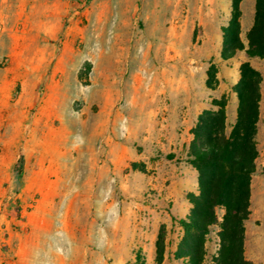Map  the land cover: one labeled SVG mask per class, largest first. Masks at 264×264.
I'll return each mask as SVG.
<instances>
[{
    "label": "rangeland",
    "instance_id": "obj_1",
    "mask_svg": "<svg viewBox=\"0 0 264 264\" xmlns=\"http://www.w3.org/2000/svg\"><path fill=\"white\" fill-rule=\"evenodd\" d=\"M239 8L246 46L254 0ZM231 10L232 0H0V264H160V232L171 253L161 264H186L173 255L184 217L159 206L141 156L189 163L190 142L170 152L144 139L160 113L135 96L165 95L176 134L193 120L195 96L206 109L224 97L228 134L243 61L261 77L244 255L264 264V58L220 57ZM111 77L118 93L103 110ZM218 229L203 264H214Z\"/></svg>",
    "mask_w": 264,
    "mask_h": 264
},
{
    "label": "trees",
    "instance_id": "obj_2",
    "mask_svg": "<svg viewBox=\"0 0 264 264\" xmlns=\"http://www.w3.org/2000/svg\"><path fill=\"white\" fill-rule=\"evenodd\" d=\"M240 0H232L231 16L223 27L220 57L228 59L238 50L248 57L264 58V0H255L253 24L247 45L240 38ZM206 84L212 87L213 67ZM260 74L248 61L239 65V79L233 86L237 96L236 118L229 133L226 126V100L213 99L216 109H203L191 132L188 161L197 170V193L188 192L191 208L178 220L183 234L173 253L186 264H203L206 235L218 224L219 247L212 256L214 264H253L244 255V221L250 214L251 177L256 173L258 155L256 133L259 120ZM216 208L223 209L221 221ZM163 232L156 241V256H163Z\"/></svg>",
    "mask_w": 264,
    "mask_h": 264
},
{
    "label": "crops",
    "instance_id": "obj_3",
    "mask_svg": "<svg viewBox=\"0 0 264 264\" xmlns=\"http://www.w3.org/2000/svg\"><path fill=\"white\" fill-rule=\"evenodd\" d=\"M255 6V0H254ZM112 78V77H111ZM133 80L140 81L141 77L139 73L135 72L133 75ZM108 81V79H106ZM111 82L105 84V88L103 92L100 93L105 99L103 101V110H106L111 103L112 96L116 95L117 90L114 91L115 82L117 81L116 77H113ZM138 92V88L135 87V93ZM134 94L132 97H134ZM195 96L194 100H196L194 106V116L193 120H191L190 124H186L182 126L181 133L176 134L175 128L176 123L171 120L170 113L175 112V108L173 105L169 103H165V95H155V98H150L149 92H143L139 96H135V100L141 101L143 109H145V105L150 106L151 109H147L149 113L156 114L160 113V117L157 119L153 118V122L150 123L148 134L144 136V139H148V141L155 142L156 146L162 149H168L170 152H175L182 147L188 146L189 142L193 138L192 133L190 132L191 128L196 124L198 115L201 113L203 109H206V105L202 104V100ZM147 99V100H146ZM155 101V102H153ZM134 100V99H133ZM131 100V102L133 101ZM130 101V100H129ZM146 101V102H144ZM152 101V102H151ZM134 102V101H133ZM146 110V111H147ZM162 114H165L163 116ZM257 134V133H256ZM151 153L143 154L141 158L147 164V184L151 189L157 191V193L161 194V203L159 206L170 204L171 212L178 217H185L189 214L191 204L186 199L185 194L187 192L197 193L198 189V180H197V170L186 161H176L174 159H158L151 160ZM95 174L91 171L88 174V177H92ZM253 176V175H252ZM253 178L251 177L250 184V202L252 201L253 196ZM260 193L264 195V188L260 189ZM250 208V205H249ZM250 215V214H249ZM166 221V220H165ZM155 238L149 240L151 248L155 246ZM177 244V243H176ZM244 248H245V240H244ZM175 248L173 251H175ZM171 253L169 252L168 247L165 248L163 253L164 257L161 263L165 261V258L168 257ZM246 258V257H245ZM247 259V258H246ZM251 262H254L253 259L248 258ZM160 263V264H161Z\"/></svg>",
    "mask_w": 264,
    "mask_h": 264
}]
</instances>
